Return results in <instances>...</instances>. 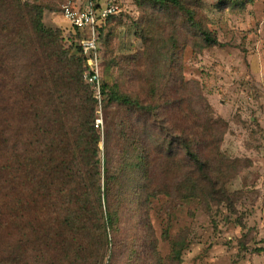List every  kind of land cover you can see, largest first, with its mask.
Listing matches in <instances>:
<instances>
[{"label":"trees","instance_id":"1","mask_svg":"<svg viewBox=\"0 0 264 264\" xmlns=\"http://www.w3.org/2000/svg\"><path fill=\"white\" fill-rule=\"evenodd\" d=\"M131 1L152 11L137 25L141 50L104 66L113 122L101 132L82 35L46 26L50 4L0 0V264H163L150 224L161 198L166 210L236 212L226 185L244 161L223 154L229 124L184 76L187 47L221 46L201 0ZM116 17L99 26L101 46ZM245 237L242 255L264 254ZM188 245L187 232L170 241L172 262Z\"/></svg>","mask_w":264,"mask_h":264},{"label":"rangeland","instance_id":"2","mask_svg":"<svg viewBox=\"0 0 264 264\" xmlns=\"http://www.w3.org/2000/svg\"><path fill=\"white\" fill-rule=\"evenodd\" d=\"M115 2L119 12L108 25L106 43L99 45L102 84L104 66L111 58L120 60L141 50L137 25L142 15L152 11L139 9L131 0ZM230 2H244V6L232 7ZM200 8L221 46L201 54L187 47L184 76L202 85L215 112L228 122L223 154L244 161L245 168L226 185L236 212L229 214L223 206L207 216L195 204L166 210L170 201L161 198L151 212L150 224L163 264H176L170 257V241L186 232L189 245L182 252V264H264V254L242 255L237 246L244 234L249 248L264 247V0H201ZM49 10L44 13V24L68 32V23ZM112 72L120 75L118 68ZM104 100L98 111L101 132L113 122V112L104 109Z\"/></svg>","mask_w":264,"mask_h":264},{"label":"built area","instance_id":"3","mask_svg":"<svg viewBox=\"0 0 264 264\" xmlns=\"http://www.w3.org/2000/svg\"><path fill=\"white\" fill-rule=\"evenodd\" d=\"M36 1H41L55 7L68 25L82 35L79 43L80 52L89 69V72L84 75V79L92 85L93 99L96 101L95 127L102 128V122L98 117V111L101 109L103 101L98 28L108 17L118 14V5L115 0H101L98 7H96L95 0Z\"/></svg>","mask_w":264,"mask_h":264}]
</instances>
